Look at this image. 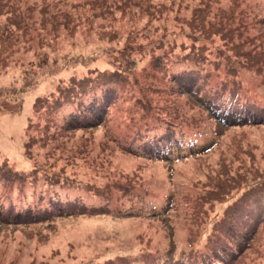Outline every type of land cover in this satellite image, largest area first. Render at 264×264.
<instances>
[{"label": "rangeland", "instance_id": "rangeland-1", "mask_svg": "<svg viewBox=\"0 0 264 264\" xmlns=\"http://www.w3.org/2000/svg\"><path fill=\"white\" fill-rule=\"evenodd\" d=\"M0 264H264V0H0Z\"/></svg>", "mask_w": 264, "mask_h": 264}]
</instances>
